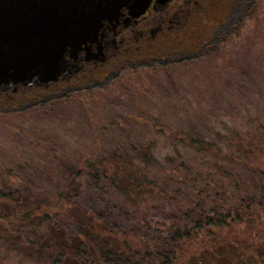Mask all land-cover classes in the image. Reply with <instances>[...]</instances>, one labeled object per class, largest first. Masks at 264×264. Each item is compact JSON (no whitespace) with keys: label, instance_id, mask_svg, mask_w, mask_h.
Masks as SVG:
<instances>
[{"label":"rangeland","instance_id":"374dc122","mask_svg":"<svg viewBox=\"0 0 264 264\" xmlns=\"http://www.w3.org/2000/svg\"><path fill=\"white\" fill-rule=\"evenodd\" d=\"M255 2L239 36L200 59L187 55V65H127L78 92L1 107L0 188H19L68 230L105 204L137 214L143 200V214H160L161 203L182 214L189 203L178 189L192 197L196 178L222 182L229 196L248 192L256 176L214 152L241 156L243 142L264 135V0ZM135 171L170 199H138L126 187ZM0 264L30 263L0 247Z\"/></svg>","mask_w":264,"mask_h":264},{"label":"trees","instance_id":"16d2710c","mask_svg":"<svg viewBox=\"0 0 264 264\" xmlns=\"http://www.w3.org/2000/svg\"><path fill=\"white\" fill-rule=\"evenodd\" d=\"M240 4L244 13L234 7L231 16L230 29L236 36L256 6L255 0ZM184 46H169L153 54L151 61L175 66L171 61L178 59L179 65H187L184 60L190 52ZM202 46L196 50L200 52L196 59L208 54ZM44 94L42 90L19 91L14 100H36ZM243 143L249 150H241V156L219 149L214 155L227 163H240L256 176L248 182V192L229 196L222 182L196 178L192 197L178 189L189 203L182 214L164 203L158 207L160 214H143V200L142 207H136L137 214L124 209H120L123 214H114L105 204L102 212L84 213L77 228L68 230L40 202L30 208L29 197L5 185L0 188V247L24 254L30 264H264V135L259 141ZM221 171L231 175L228 168ZM128 176L126 187L138 199L148 195L159 201L170 199L167 190L140 172ZM41 223L47 224L46 232L39 228Z\"/></svg>","mask_w":264,"mask_h":264},{"label":"flooded vegetation","instance_id":"af4514ba","mask_svg":"<svg viewBox=\"0 0 264 264\" xmlns=\"http://www.w3.org/2000/svg\"><path fill=\"white\" fill-rule=\"evenodd\" d=\"M239 1L244 0H150L138 16L133 15L131 2L122 3L116 15L110 13L101 20L95 36L83 44L75 56L70 55L67 48L57 81L41 83L33 77L25 84L0 82V108L31 100L16 103L14 96L19 91L25 94L42 90L47 98L48 94L84 90L90 83H99L127 65L152 60L153 54L169 46L185 45L190 52L187 55L196 58L201 44L209 52L221 43L232 42L236 37L230 29L232 10L244 6L237 5ZM41 4L43 8L51 7V4ZM45 16L51 18L46 12L42 17Z\"/></svg>","mask_w":264,"mask_h":264},{"label":"water","instance_id":"95a60500","mask_svg":"<svg viewBox=\"0 0 264 264\" xmlns=\"http://www.w3.org/2000/svg\"><path fill=\"white\" fill-rule=\"evenodd\" d=\"M128 2L138 16L150 0H0V82L57 81L67 48L75 56L101 20Z\"/></svg>","mask_w":264,"mask_h":264}]
</instances>
